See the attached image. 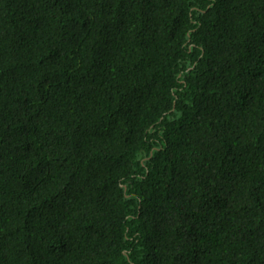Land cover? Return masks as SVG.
<instances>
[{
  "label": "trees",
  "instance_id": "obj_1",
  "mask_svg": "<svg viewBox=\"0 0 264 264\" xmlns=\"http://www.w3.org/2000/svg\"><path fill=\"white\" fill-rule=\"evenodd\" d=\"M0 264H264V0H0Z\"/></svg>",
  "mask_w": 264,
  "mask_h": 264
}]
</instances>
